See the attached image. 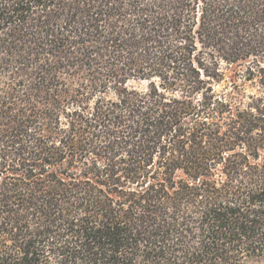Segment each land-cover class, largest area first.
Masks as SVG:
<instances>
[{
  "label": "trees",
  "instance_id": "1",
  "mask_svg": "<svg viewBox=\"0 0 264 264\" xmlns=\"http://www.w3.org/2000/svg\"><path fill=\"white\" fill-rule=\"evenodd\" d=\"M262 260L264 0H0V264Z\"/></svg>",
  "mask_w": 264,
  "mask_h": 264
},
{
  "label": "rangeland",
  "instance_id": "2",
  "mask_svg": "<svg viewBox=\"0 0 264 264\" xmlns=\"http://www.w3.org/2000/svg\"><path fill=\"white\" fill-rule=\"evenodd\" d=\"M228 74H229V73H228ZM248 91H250V92H255L256 89H253V88L249 87V88H248ZM256 264H264V260H262V261H260V262H258V263H256Z\"/></svg>",
  "mask_w": 264,
  "mask_h": 264
}]
</instances>
